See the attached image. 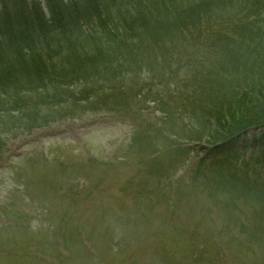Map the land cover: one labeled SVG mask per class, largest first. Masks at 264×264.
Returning <instances> with one entry per match:
<instances>
[{"label": "rangeland", "instance_id": "rangeland-1", "mask_svg": "<svg viewBox=\"0 0 264 264\" xmlns=\"http://www.w3.org/2000/svg\"><path fill=\"white\" fill-rule=\"evenodd\" d=\"M234 8L231 15L218 10L216 17L221 29L231 36L233 27L228 25L240 9ZM225 34L221 35L219 44L225 42L230 46L229 36ZM219 54L189 60V68H184L180 75L167 71L173 74L163 78L159 74L148 76L145 71L139 75V81L128 79L122 92L102 91L96 103L90 102V107L88 101H74L75 93L83 86L70 82L59 91L68 100L59 102L55 109L43 111L52 114L47 126L32 132H14L6 138L0 160V208L6 211L0 213V253L5 256L0 258V264H42L32 253L42 248L49 250L48 243L53 248L54 244L58 246V236L54 237L56 240L52 238L53 220L57 217L64 223L68 252L72 251L67 264H264V200L257 203L250 198L251 192L238 193L237 182L223 173L228 168L221 172L218 164L210 165L213 162L195 167L197 158H188L181 148L166 151L172 145L187 142L182 133L184 125L195 123L197 118L202 123V116L217 110L216 91L224 73L218 67ZM195 76L200 78L198 83L190 80ZM211 85L212 91H208ZM102 100L107 106L100 104ZM138 122L141 130L133 134ZM153 151H164L160 161L144 162L140 157ZM247 153L240 159L244 164L250 158V151ZM90 158V163H83ZM251 166L252 162L249 170ZM183 167L187 168L185 172ZM260 173H264L263 167ZM178 176L182 179L177 181L181 192L176 199L185 216L177 210L174 215L168 201ZM133 178L143 185L139 193L135 188L130 189ZM33 181L41 184L40 188ZM52 182L55 183L48 184ZM25 185L45 192L47 202L24 190ZM145 187L149 188L144 190ZM262 188L264 192V184ZM138 194L157 202L166 211L167 220L157 213H145L140 203L137 212L129 214L131 227L122 231L120 221L125 215V201L136 202ZM237 195L239 209L235 202ZM103 200H108L110 205L105 212H102ZM214 208L220 211L225 225L232 221L239 235L236 240L225 235L220 241L232 250L229 260L221 258L219 246L207 249L212 244L209 235L216 228L201 212ZM225 211H234L235 216L227 218ZM9 212L23 220L19 226L13 228L16 222L8 217ZM68 213L77 217L72 218V227L66 228ZM102 219H107L108 224H103ZM243 220L250 221L252 227L244 229ZM138 221L142 222V228L134 232ZM141 229H146L145 233ZM157 231H162L161 235H154ZM167 231L169 236L163 235ZM142 234L143 240L139 238ZM254 247L260 253L259 258L253 256ZM25 250L28 255L23 259L13 255V252L24 255ZM59 250L54 256L61 257L59 262L65 261L68 255H62Z\"/></svg>", "mask_w": 264, "mask_h": 264}, {"label": "trees", "instance_id": "trees-1", "mask_svg": "<svg viewBox=\"0 0 264 264\" xmlns=\"http://www.w3.org/2000/svg\"><path fill=\"white\" fill-rule=\"evenodd\" d=\"M245 1L44 0V7L41 0H0V94L24 101L9 92L41 88L58 73L80 79L88 73L89 65L105 80L108 76L126 78L120 68L137 65L136 58L156 69L157 52L153 55L150 51L158 48L168 53L169 43L177 45L187 58L188 51H199L206 38L214 34L211 19L218 11L211 5L222 7L225 14L231 12L229 5L244 6L249 11L244 14L247 24L238 40H230L237 44L228 65L246 82L243 88L233 86L227 92L226 105L219 109L223 116H216L217 127L207 147L236 149L250 136L255 142H264V0ZM169 32L172 37L167 36ZM139 51L145 53L135 58ZM234 61L238 66L243 64L241 70ZM232 83L223 74L216 94ZM255 196L261 195L256 191Z\"/></svg>", "mask_w": 264, "mask_h": 264}]
</instances>
